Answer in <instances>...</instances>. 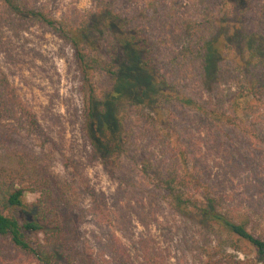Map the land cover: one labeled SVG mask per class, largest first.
I'll use <instances>...</instances> for the list:
<instances>
[{
  "label": "trees",
  "instance_id": "1",
  "mask_svg": "<svg viewBox=\"0 0 264 264\" xmlns=\"http://www.w3.org/2000/svg\"><path fill=\"white\" fill-rule=\"evenodd\" d=\"M117 1L92 0L91 8L83 13L57 16L34 1L0 0V37L23 25L37 24L69 44L81 79L82 129L93 155L110 170L111 178H122L119 169L129 144L123 114L131 107L146 109L160 124L172 103L203 113L205 148L217 150L218 159L238 158L245 163L243 150L264 152V30L239 39V21L213 18L217 26L211 24L206 32L205 14L174 15L165 0H139L140 19H136L125 14ZM227 1L231 7L226 12L241 11L244 0ZM157 18L163 29L179 25L184 32V49L197 62L199 84L207 92L221 83L228 62L238 71L236 87L226 100L197 99L158 67V40L151 30L152 19ZM257 68L259 73L249 74ZM96 73L113 81L101 95L94 81ZM4 120L11 121L9 128L0 131V241L5 248L30 257L33 264H165L161 251L145 236L130 242L114 230L101 252L87 251L78 242L77 229L59 211L61 202L55 204L60 187L48 168L42 127L7 75L1 74L0 125ZM21 133L36 141L40 151L14 146L11 135ZM178 140L174 136L172 142L178 168L151 176L144 162L141 174L165 190L170 209L199 231L198 264H264V200L258 208L233 204L232 190H221L193 166L190 148ZM28 193H38V197L27 202ZM59 195L61 201L68 197L62 191ZM92 198L87 211L96 220L106 218L111 226L105 200L95 193ZM12 209L22 211V221Z\"/></svg>",
  "mask_w": 264,
  "mask_h": 264
},
{
  "label": "rangeland",
  "instance_id": "2",
  "mask_svg": "<svg viewBox=\"0 0 264 264\" xmlns=\"http://www.w3.org/2000/svg\"><path fill=\"white\" fill-rule=\"evenodd\" d=\"M30 1L57 16H76L93 4L92 0ZM165 2L174 15L205 14L202 23L206 32L215 25L213 18L229 23L239 21L242 29L239 39L248 32L264 30V0H244L241 11L235 8L232 12H226L231 7L227 0ZM117 4L129 17L140 19L141 1L118 0ZM151 12L148 10V15ZM159 21L158 18L152 19L151 28L158 40L155 52L158 67L179 88L197 99L204 102L226 100L236 87V80L240 77L238 71L233 70L228 62L222 71L221 83L207 92L200 87L197 62L184 49V32L179 30V25L163 29ZM186 33L188 36L189 31ZM259 72L257 68L249 74ZM1 74L7 75L17 94L36 114L44 133L48 168L57 183L55 185L60 187L58 196H55L59 201L55 204L61 202L59 211L77 229L78 242L85 244L87 251L97 249L101 252L105 239L116 230L130 242L140 236L150 238L166 259L165 264H198V241L202 239L199 231L170 209L165 190H159L152 179L141 174L144 162H148L151 176L178 168L172 145L174 136L179 139L178 144L182 142L190 148L194 156L193 166L209 175L221 190H232L230 199L233 204L249 208L262 205L264 152L243 150L244 156V152L247 153L245 163L238 158L230 161L218 159L217 150L205 148V115L180 103L171 104V111L164 114L161 124L146 109L131 107L124 111L123 123L129 144L119 169L122 178H111L110 170L93 155L82 129L83 95L72 49L48 28L27 24L0 37ZM94 81L99 95L109 90L113 83L102 73H96ZM10 122L4 120L0 131L9 128ZM11 139L14 146L33 152L41 149L35 147L36 141L24 137L23 133L13 134ZM230 176L233 181L229 180ZM60 191L68 195L63 201L60 200ZM92 193L105 200L112 215L111 226L106 218L96 220L87 211L93 200ZM37 197L38 193H28L25 200L32 202ZM11 212L23 220L22 211L12 209ZM0 258V264H33L30 257L10 251L2 241Z\"/></svg>",
  "mask_w": 264,
  "mask_h": 264
}]
</instances>
